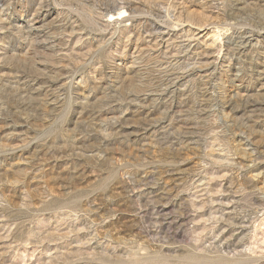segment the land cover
<instances>
[{
    "label": "rangeland",
    "instance_id": "obj_1",
    "mask_svg": "<svg viewBox=\"0 0 264 264\" xmlns=\"http://www.w3.org/2000/svg\"><path fill=\"white\" fill-rule=\"evenodd\" d=\"M0 264H264V0H0Z\"/></svg>",
    "mask_w": 264,
    "mask_h": 264
},
{
    "label": "bare ground",
    "instance_id": "obj_2",
    "mask_svg": "<svg viewBox=\"0 0 264 264\" xmlns=\"http://www.w3.org/2000/svg\"><path fill=\"white\" fill-rule=\"evenodd\" d=\"M120 9L121 10H119L115 13H110L109 16H111L113 18V20H119V19L123 20L124 18H126L125 14L127 15L129 12L127 9H124V8H120Z\"/></svg>",
    "mask_w": 264,
    "mask_h": 264
}]
</instances>
